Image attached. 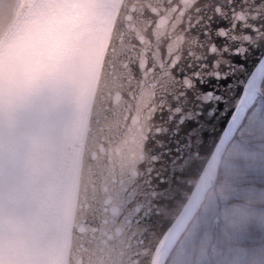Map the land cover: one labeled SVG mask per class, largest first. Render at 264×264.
Returning a JSON list of instances; mask_svg holds the SVG:
<instances>
[{
	"label": "water",
	"instance_id": "water-1",
	"mask_svg": "<svg viewBox=\"0 0 264 264\" xmlns=\"http://www.w3.org/2000/svg\"><path fill=\"white\" fill-rule=\"evenodd\" d=\"M41 2L0 0V61ZM263 79L264 0H119L73 123L10 128L0 194L69 152L51 264H165Z\"/></svg>",
	"mask_w": 264,
	"mask_h": 264
},
{
	"label": "bare ground",
	"instance_id": "bare-ground-1",
	"mask_svg": "<svg viewBox=\"0 0 264 264\" xmlns=\"http://www.w3.org/2000/svg\"><path fill=\"white\" fill-rule=\"evenodd\" d=\"M118 1L42 0L0 61V148L17 142V133L10 131L15 126L23 131L38 121L41 141L51 143L73 123ZM33 33L38 37L32 46L26 42ZM64 153L67 157L58 159L55 167L51 162L48 173L37 167L0 194V214L19 220L14 230L17 245L5 244L0 264H51L66 188L61 177H68L72 164V156ZM43 180L50 193L42 191ZM41 195L54 209L42 229L38 212L30 208Z\"/></svg>",
	"mask_w": 264,
	"mask_h": 264
},
{
	"label": "trees",
	"instance_id": "trees-1",
	"mask_svg": "<svg viewBox=\"0 0 264 264\" xmlns=\"http://www.w3.org/2000/svg\"><path fill=\"white\" fill-rule=\"evenodd\" d=\"M165 264H264V79Z\"/></svg>",
	"mask_w": 264,
	"mask_h": 264
},
{
	"label": "rangeland",
	"instance_id": "rangeland-1",
	"mask_svg": "<svg viewBox=\"0 0 264 264\" xmlns=\"http://www.w3.org/2000/svg\"><path fill=\"white\" fill-rule=\"evenodd\" d=\"M50 19L47 20V22L45 23V27H47L48 23H49ZM39 34V32H38ZM38 34H32V37L26 42V44H31L32 46L34 45V43L37 41V37ZM61 34L56 35V37L58 38V40H61ZM64 51V50H62ZM216 179V177H215ZM214 179V181H215ZM42 211V210H41ZM45 213V212H44ZM45 216V215H44ZM15 222H17L18 225V218L16 219V221H14V218L12 217H7L4 218L3 220H0V252H3L4 250H6L7 246H5V244L8 245V247H13L15 245H17V236L15 237V233L14 230H16L15 228ZM39 220L37 221V223L39 224ZM11 233H14V235L11 236Z\"/></svg>",
	"mask_w": 264,
	"mask_h": 264
}]
</instances>
